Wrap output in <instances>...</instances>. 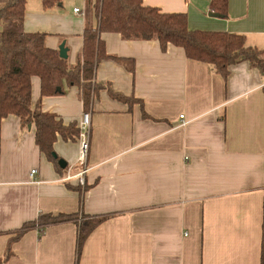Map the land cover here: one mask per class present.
<instances>
[{"label":"crops","instance_id":"1","mask_svg":"<svg viewBox=\"0 0 264 264\" xmlns=\"http://www.w3.org/2000/svg\"><path fill=\"white\" fill-rule=\"evenodd\" d=\"M209 3L143 0L162 13L184 14L189 30L243 35L264 51V0H228L226 18L212 16ZM74 8L64 13L61 0L42 13L25 12L23 22L26 33L46 34L48 48L64 43L69 66L77 63L86 21ZM101 39L105 54L130 62H99L93 81L101 88L85 109L76 87L41 98L39 79L31 80L32 109L40 104L65 126L90 115L84 188L60 181L66 171L58 161L76 167L77 140L58 138L54 163L36 146L33 125L21 128L12 115L0 121V257L39 215L83 213L106 220L86 239L78 262L77 226L64 223L27 231L5 264H260L264 74L240 62L224 79L172 45L162 50L157 41L114 33ZM109 88L127 100H114Z\"/></svg>","mask_w":264,"mask_h":264},{"label":"trees","instance_id":"2","mask_svg":"<svg viewBox=\"0 0 264 264\" xmlns=\"http://www.w3.org/2000/svg\"><path fill=\"white\" fill-rule=\"evenodd\" d=\"M40 1L45 11L61 3V0ZM227 7L228 0H210L209 12L212 16L226 18ZM25 8L26 0H0V121L12 115L18 118L21 128L33 125L36 146L54 163L58 161L53 152L55 141L58 138L75 141L78 127L76 123L65 126L55 114L42 112L40 104L32 109L31 80L39 79L41 98L60 96L66 88L76 87L85 109L91 96L101 88L93 81L99 62H130L105 54L101 39L104 33L118 34L124 40L157 41L162 50L168 45L181 48L186 58L207 64L224 79L230 67L240 62H248L251 68L264 74V51L248 46L243 35L189 30L184 14L162 13L144 5L143 0H85L82 49L76 65L69 66L66 59L60 58L58 50L45 45V33L24 31ZM92 18L95 25L91 23ZM128 65L127 70L132 72ZM108 94L117 101L127 100L110 88ZM105 220V217L94 218L83 213L39 215L16 231L4 256L0 257V264H5L11 256L12 243L27 231L36 229L42 233L46 227L64 223L77 226L75 260L78 262L86 239ZM260 264H264L263 255Z\"/></svg>","mask_w":264,"mask_h":264},{"label":"built area","instance_id":"3","mask_svg":"<svg viewBox=\"0 0 264 264\" xmlns=\"http://www.w3.org/2000/svg\"><path fill=\"white\" fill-rule=\"evenodd\" d=\"M73 12L78 14L79 16H84V11L79 8H74ZM180 125L179 127H184L187 125L188 120L185 119L183 115H180ZM78 127V135L76 140L79 144V152L76 161V167H66L65 175L61 178L62 182H75L77 186L80 188H84L86 186V175L91 170L88 163V153L90 147V115L88 113H83L80 121L77 124ZM37 173L36 170H32L30 173V177L32 178Z\"/></svg>","mask_w":264,"mask_h":264},{"label":"rangeland","instance_id":"4","mask_svg":"<svg viewBox=\"0 0 264 264\" xmlns=\"http://www.w3.org/2000/svg\"><path fill=\"white\" fill-rule=\"evenodd\" d=\"M63 1V9L66 11L72 10L73 7H77L82 10L83 8V0H62ZM29 16L33 14L42 13L43 9L39 3V0H29L27 3L26 11ZM85 14V13H84Z\"/></svg>","mask_w":264,"mask_h":264},{"label":"water","instance_id":"5","mask_svg":"<svg viewBox=\"0 0 264 264\" xmlns=\"http://www.w3.org/2000/svg\"><path fill=\"white\" fill-rule=\"evenodd\" d=\"M58 5H60V3ZM58 51H59L60 58L67 59V49L65 48L64 43H61V45L58 48ZM28 128H30V125H28ZM58 166L61 169H65L67 165H66V163L64 161L59 160L58 161Z\"/></svg>","mask_w":264,"mask_h":264}]
</instances>
